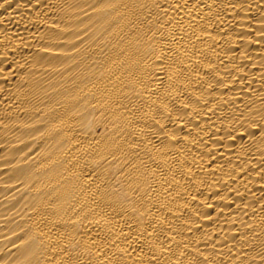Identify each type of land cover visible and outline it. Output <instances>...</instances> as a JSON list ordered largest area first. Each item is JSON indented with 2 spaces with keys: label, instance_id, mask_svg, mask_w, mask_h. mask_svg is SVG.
Returning a JSON list of instances; mask_svg holds the SVG:
<instances>
[{
  "label": "bare ground",
  "instance_id": "bare-ground-1",
  "mask_svg": "<svg viewBox=\"0 0 264 264\" xmlns=\"http://www.w3.org/2000/svg\"><path fill=\"white\" fill-rule=\"evenodd\" d=\"M0 264H264V0H0Z\"/></svg>",
  "mask_w": 264,
  "mask_h": 264
}]
</instances>
